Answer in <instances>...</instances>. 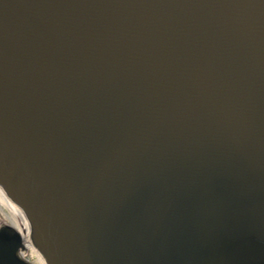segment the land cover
<instances>
[{
  "label": "water",
  "instance_id": "obj_1",
  "mask_svg": "<svg viewBox=\"0 0 264 264\" xmlns=\"http://www.w3.org/2000/svg\"><path fill=\"white\" fill-rule=\"evenodd\" d=\"M0 195L45 264H264V0H0Z\"/></svg>",
  "mask_w": 264,
  "mask_h": 264
},
{
  "label": "bare ground",
  "instance_id": "obj_2",
  "mask_svg": "<svg viewBox=\"0 0 264 264\" xmlns=\"http://www.w3.org/2000/svg\"><path fill=\"white\" fill-rule=\"evenodd\" d=\"M0 205H3L7 210L8 212L10 213V215L12 216V219L14 220L12 223H10L11 225H13L21 234L22 236L25 238V242H26V246L28 248V246H30V252L32 253V256H35L33 255L35 250L33 248V246L30 244L29 242V239L26 238V232L28 230V222L27 220L21 215V213L9 202L7 201L2 195H0ZM16 222V223H15ZM26 248V249H27ZM40 256V255H39ZM36 257V256H35ZM39 262L40 264H45L43 259L39 258ZM35 264H38L36 262V259H35Z\"/></svg>",
  "mask_w": 264,
  "mask_h": 264
},
{
  "label": "rangeland",
  "instance_id": "obj_3",
  "mask_svg": "<svg viewBox=\"0 0 264 264\" xmlns=\"http://www.w3.org/2000/svg\"><path fill=\"white\" fill-rule=\"evenodd\" d=\"M13 221L14 220L12 219V216L10 215L8 210L3 205H0V224H2L3 222L7 223V224H10ZM34 250H35V248H34ZM32 253L30 252V246H28V248L24 251L23 256H24L25 259L30 260V262H32L34 264H35V259H36V262L38 264H40V262H39V258H40L39 253L35 250L33 255H35L36 257L32 256Z\"/></svg>",
  "mask_w": 264,
  "mask_h": 264
},
{
  "label": "built area",
  "instance_id": "obj_4",
  "mask_svg": "<svg viewBox=\"0 0 264 264\" xmlns=\"http://www.w3.org/2000/svg\"><path fill=\"white\" fill-rule=\"evenodd\" d=\"M28 260V259H27ZM30 261V260H29Z\"/></svg>",
  "mask_w": 264,
  "mask_h": 264
}]
</instances>
